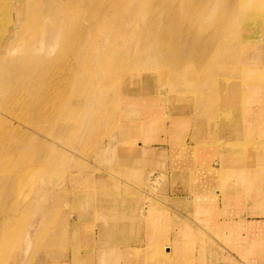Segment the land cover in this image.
<instances>
[{
	"label": "rangeland",
	"instance_id": "rangeland-1",
	"mask_svg": "<svg viewBox=\"0 0 264 264\" xmlns=\"http://www.w3.org/2000/svg\"><path fill=\"white\" fill-rule=\"evenodd\" d=\"M220 1L223 6L227 5L228 8L227 33L231 38V43L229 58H221L217 66L216 62L212 64L206 61L201 64L200 62L194 63L190 59L175 64L162 62L155 69L147 70L144 67V70L139 74L133 76L127 74L124 79L115 77L111 70H108L106 73L109 75V79L103 86L104 88L98 85L100 75L92 69L88 70L83 75L84 79L80 84V89L84 93L76 94L71 91L72 94L69 90L65 96L59 94L58 99L61 97L64 102L59 101L60 104L54 108V122L50 127L48 122L34 118V111L29 108L15 106L2 109L0 107V124L2 123L4 126V128L0 126V146L4 140L2 135L6 131L9 134L11 127H14L19 133L29 131L32 134L30 137L32 147L29 151L24 152V159L36 155L35 145L40 140H52L51 134H54V131L51 132L52 128L60 130L62 127L72 124L65 116L72 111L70 102L84 101L88 91L91 95H95L96 101H98L94 107L82 110L79 115V119L82 120L74 123L76 125L74 126L75 134L83 132L87 134V138H70L61 136L60 133L58 137H55L52 145H54L55 151H58L56 158L62 160L61 162L64 164L61 163L56 167L55 172L45 166L35 170L38 174L35 179L42 181L53 177L58 184V189L54 198L40 197L30 202L28 209L30 214L24 218L23 241L25 242L27 235L29 236L28 233L35 224L42 225L44 218L39 214L40 212L38 213L39 209L37 208L45 205L44 209L50 211L46 219L58 238L54 244L55 246L57 243L62 244V247L53 251L45 248L40 252L30 248L26 254L25 247L28 245L25 244L22 254L15 258L16 263L21 260L22 264H47L50 261L67 260L71 264H99L100 258H102L103 264H117L118 262H114L117 260V255L113 254V251L109 250V254H104V252L101 254L102 251L104 248H117L127 243L131 233L137 231L145 220L143 218L145 205L148 201L157 203V199L154 200L151 197H158L166 187L163 157L151 149H140L138 141L149 144L158 140L166 133V119H170V115L178 110L190 111L192 119L193 116L197 117L199 114L197 119L198 122H202V126L200 127L198 123L197 130L194 129L193 140L203 147L210 148L212 145L220 143L225 147L231 146L236 151H244L245 147L253 145V142L248 140L223 144L218 142V132L223 124L234 119V112L239 103V94L243 89L249 85L264 86V83H260L261 80H264V1ZM249 1H251V7L248 9L247 5V13L238 15V19L233 21V12L245 9L242 6ZM144 4L146 7L137 14L140 19L137 20L138 29H143L150 22L148 18L151 20V17L154 16L160 18L164 16L163 13H160L163 10V5L158 0H144ZM189 4L194 5L191 3L185 5ZM38 9L40 10L39 4L36 12ZM84 24L91 27L89 20H85ZM213 28L210 25L207 26L204 33L213 32ZM96 30L92 29L90 36ZM124 33H120L121 36H124ZM116 34L111 31L109 37L107 38L105 35L104 38L101 33L96 41L102 42L107 50L116 52L117 50L114 48L120 43ZM64 39V37L61 38V41ZM84 45L88 47L90 42H86ZM140 46L141 44L138 43L136 48ZM57 51L58 49L52 51L50 59L57 54ZM134 59L137 60L138 56ZM186 67H196L200 71L199 73H190L181 70ZM56 69L53 68L50 74L52 71L56 73ZM204 71L207 72L203 73ZM202 75L203 77H201ZM194 79L202 80L203 89L200 90L196 87ZM221 83L223 84L221 85ZM200 96L204 97L203 105L197 101ZM144 99H147L148 107L152 111V120L147 124L143 115V109L146 112V107L143 108ZM177 102L178 104H176ZM132 106L135 108L133 110L135 113L131 118L128 112L132 113V111L128 109ZM82 115L89 116V120H85ZM142 121H144L143 126ZM41 122L47 124L43 129L38 126V123ZM31 160L33 161V158ZM156 173H159V179H155L154 182L152 178ZM32 190L33 187L28 186L20 196L15 193L13 201L17 198L24 200L28 194L31 195ZM147 192H149V196ZM177 220V218H166V245L170 244L172 240L170 233L173 232L175 235L180 231L181 226L179 227L180 223ZM38 225H35L34 228L37 229ZM186 226L187 232L183 235L184 238L176 237L174 239L175 244L181 246V249L177 248V252L181 251L182 253L181 259L178 258V255L173 254L171 262L174 264H194L196 248L212 246V240L205 234L198 232L197 238L195 237L196 233L192 222L187 220ZM50 235L52 236V232ZM43 241L45 245L52 243L50 238ZM216 249L221 251L220 247H216ZM155 255L165 256L160 251ZM201 257L199 253L198 258L201 259ZM208 264L212 263L208 261ZM213 264H218V261L215 260Z\"/></svg>",
	"mask_w": 264,
	"mask_h": 264
},
{
	"label": "bare ground",
	"instance_id": "bare-ground-1",
	"mask_svg": "<svg viewBox=\"0 0 264 264\" xmlns=\"http://www.w3.org/2000/svg\"><path fill=\"white\" fill-rule=\"evenodd\" d=\"M158 1L163 5L160 13L164 16H154L151 20L148 18L150 22L143 29H138L137 14L146 7L144 0H0V107L29 108L34 111V118L48 122L50 127L54 122V108L60 104L59 101L64 102L61 97L58 99L59 94L65 96L69 90L76 94L84 93L80 84L88 70L92 69L100 75L98 85L104 88L109 79L106 73L108 70H111L115 77L124 79L127 74H139L144 67L147 70L155 69L162 62L175 64L190 59L201 64L206 61L212 64L216 62L217 66L221 58H229L231 38L227 33V5L223 6L220 0ZM187 3L194 5H185ZM38 4L40 10L36 12ZM247 5L249 9L251 1L242 6L245 9L233 12V21L238 19V15L247 13ZM191 13L194 15L190 16ZM85 20L90 21L91 27L84 24ZM209 25L214 27L213 32L206 34L204 30L206 31L205 28ZM92 29L98 31L90 36ZM111 31L117 33L120 40L114 48L116 52L107 50L102 42L96 41L101 33L104 38L105 35L108 38ZM122 32H125L124 36H121ZM63 37L65 39L61 41ZM86 42H90L88 47L84 45ZM138 43L141 46L136 48ZM242 47L244 48L243 45ZM57 49V54L50 59L52 51ZM136 56L137 60L134 59ZM53 68H57L56 73L52 71L50 74ZM181 70L190 73L200 71L196 67ZM205 72L207 71L203 73ZM201 81L193 80L200 90L204 87ZM96 100V96L88 91L84 101L70 102L72 111L65 116L72 124L60 130L52 128V140H40L35 145L34 157L23 159L24 152L32 147V134L29 131L19 133L11 127L9 134L6 131L2 135L4 140L0 146V264H15V258L22 254L25 244L28 245L25 247L26 254L30 248L40 252L45 248L53 251L62 247V244H54L58 238L46 219L50 211L44 209L45 205L37 208L44 218L42 225L35 224L38 228H34V225L25 242L23 241L24 218L30 214V202L40 197L54 198L58 189L53 177L42 181L35 179L38 176L35 170L45 166L55 172V168L61 165L62 160L56 158L58 151H55L52 145L59 133L70 138L88 137L83 132L76 135L74 123L82 120L79 119L82 110L94 107L98 102ZM197 101L203 105L204 97L200 96ZM143 104V108L146 107V112L143 109V115L147 124L152 120V111L148 107L147 99H144ZM128 113L131 118L134 117V111ZM83 117L89 120V116ZM144 121L141 122L142 126ZM41 123H38V126L43 129L46 123ZM198 123L201 127L202 122ZM0 126L4 128L2 123ZM28 186L33 187L31 195L28 194L24 200L17 198L13 201L14 194L20 196ZM46 238H50L52 243L45 245L43 240ZM74 259L76 260V257Z\"/></svg>",
	"mask_w": 264,
	"mask_h": 264
},
{
	"label": "crops",
	"instance_id": "crops-1",
	"mask_svg": "<svg viewBox=\"0 0 264 264\" xmlns=\"http://www.w3.org/2000/svg\"><path fill=\"white\" fill-rule=\"evenodd\" d=\"M239 95L234 119L221 126L218 142H253L244 151L220 143L210 148L196 143L193 135L199 114L192 119V113L182 109L166 119V133L158 140L149 144L138 141L140 149H151L163 157L166 187L161 195L151 197L157 203L145 205V220L129 241L104 248L101 254L113 251L117 264H174L173 254L182 258L181 251L177 252L181 246L174 239L184 238L188 220L196 238L201 232L212 240L210 248H196L194 264H213L215 260L218 264H264V86H246ZM153 176V181L159 179V173ZM166 218H177L181 226L175 235L170 233L168 245ZM158 251L165 256L155 255ZM99 264H103L102 258Z\"/></svg>",
	"mask_w": 264,
	"mask_h": 264
}]
</instances>
